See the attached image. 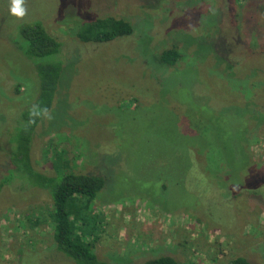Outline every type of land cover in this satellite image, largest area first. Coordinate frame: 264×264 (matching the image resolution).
Returning <instances> with one entry per match:
<instances>
[{
	"label": "rangeland",
	"instance_id": "1",
	"mask_svg": "<svg viewBox=\"0 0 264 264\" xmlns=\"http://www.w3.org/2000/svg\"><path fill=\"white\" fill-rule=\"evenodd\" d=\"M25 7L17 19L10 0H0V264H72L53 245L51 200L30 177L31 169L56 176L64 163L106 179L90 207L100 260L264 264V0H26ZM103 18L128 22L132 33L101 44L77 39L84 22ZM30 21L60 44L38 62L62 71L52 118H41L20 166L16 133L39 94L34 61L18 49L19 27ZM169 49L179 56L173 67L160 61ZM234 140L245 142L244 164L218 152ZM211 143L215 149L198 152ZM207 172H216L209 184L217 186L198 203L196 183ZM223 182L237 186L236 195Z\"/></svg>",
	"mask_w": 264,
	"mask_h": 264
},
{
	"label": "trees",
	"instance_id": "2",
	"mask_svg": "<svg viewBox=\"0 0 264 264\" xmlns=\"http://www.w3.org/2000/svg\"><path fill=\"white\" fill-rule=\"evenodd\" d=\"M132 30V26L124 20L103 18L84 22L77 32L76 37L82 43L101 44L111 42L120 37L128 36L132 33ZM18 34L24 44L18 49L26 59L34 61V69L39 79V94L33 105H39L42 108L46 107L50 110L55 93L58 89L57 86H59L58 81L61 76L62 68L60 63L57 62L43 63L38 61L57 55L60 49V44L57 40L51 37L37 21L22 23L19 27ZM178 59V54L172 49L166 50L160 55V61L169 67H173ZM30 108L22 113L21 124L16 133L15 141L18 153L14 159L18 161L20 166L23 162L28 163L29 144L33 132L41 120V118H38L34 124H29ZM216 130L219 132L218 128H216ZM236 138V136L232 137V139ZM232 139H230V141H232ZM234 141L235 145H232V149L226 145H222L218 152H221L223 155L229 154L231 155L230 157L234 158V161L236 159V163L243 162L244 164L245 161L248 160L246 146L244 144L245 142ZM202 146L203 148H198V152L208 153L209 150L215 147V144L211 143V147L206 151L205 145ZM192 148L193 146L187 147V154L191 151L193 153ZM223 150L224 152H222ZM11 165L15 167L13 161ZM176 166L178 167V163H176ZM184 169H186L185 171L192 170L193 166L191 162H186ZM30 171V177L34 182L33 186L45 191L51 200L52 208L48 217L52 224V240L56 251L68 259L72 264H122L116 261H102L97 257L94 251L96 229L99 219L93 216L90 212V207L104 188L106 179L100 174H77L68 167L67 163H64L61 166L60 172L53 177L40 175L32 171V169ZM215 174L216 172H207V174L203 173L199 176L197 181L198 184L196 183V186H200L198 189L200 191L203 189V191L200 192L195 188L197 189L198 195H200L198 203H203L205 200L202 198V194L207 192L213 193L214 189H216L217 185L214 183H212L213 185L209 184L212 180V176ZM222 184L224 185L220 184V186L223 191L229 190V195H236L237 186L234 185L235 187H232V183L226 185L225 182ZM213 186H215V188H213ZM232 188L236 189L234 190ZM140 264L180 263L171 257L163 256ZM228 264L251 263L244 258H235L230 260Z\"/></svg>",
	"mask_w": 264,
	"mask_h": 264
},
{
	"label": "clouds",
	"instance_id": "3",
	"mask_svg": "<svg viewBox=\"0 0 264 264\" xmlns=\"http://www.w3.org/2000/svg\"><path fill=\"white\" fill-rule=\"evenodd\" d=\"M26 0H10V14L17 19H24L28 13L27 8L25 7ZM29 124H34L38 118L51 119L50 111L39 105H33L29 110Z\"/></svg>",
	"mask_w": 264,
	"mask_h": 264
}]
</instances>
